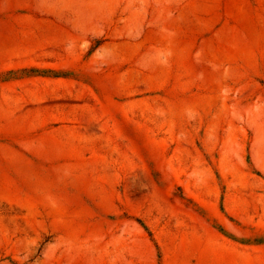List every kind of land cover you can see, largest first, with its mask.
<instances>
[{
  "label": "rangeland",
  "instance_id": "rangeland-1",
  "mask_svg": "<svg viewBox=\"0 0 264 264\" xmlns=\"http://www.w3.org/2000/svg\"><path fill=\"white\" fill-rule=\"evenodd\" d=\"M0 264H264V0H0Z\"/></svg>",
  "mask_w": 264,
  "mask_h": 264
}]
</instances>
